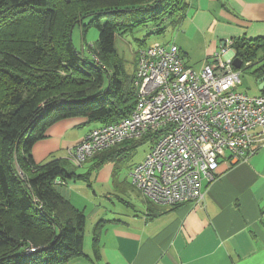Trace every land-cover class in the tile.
<instances>
[{
	"label": "trees",
	"instance_id": "trees-1",
	"mask_svg": "<svg viewBox=\"0 0 264 264\" xmlns=\"http://www.w3.org/2000/svg\"><path fill=\"white\" fill-rule=\"evenodd\" d=\"M185 9L184 0H0V264H65L84 256L86 215L62 190L88 175L69 168L78 167L71 159L38 164L32 148L61 120L102 126L131 115L136 70H123L117 36L148 25L162 33ZM76 26L99 30L87 54L73 44ZM232 49L242 68L258 64L254 75L264 77V42L233 40ZM151 140L91 159L99 167ZM97 246L96 233L95 252Z\"/></svg>",
	"mask_w": 264,
	"mask_h": 264
},
{
	"label": "crops",
	"instance_id": "crops-1",
	"mask_svg": "<svg viewBox=\"0 0 264 264\" xmlns=\"http://www.w3.org/2000/svg\"><path fill=\"white\" fill-rule=\"evenodd\" d=\"M184 1L185 12L167 20L177 19L179 45L174 44L186 65L196 45L207 58L205 67L227 42H264V0ZM255 79L260 86L262 78ZM259 90L257 96L263 95ZM99 126L82 118L55 123L32 148L34 161L42 164L54 152H67L71 159L75 146ZM70 133L79 135L70 138ZM254 149L246 161L222 160L216 179L204 181L205 199L198 204H154L133 187L131 171L145 157L123 178L116 170L100 195L96 190L89 193L85 180L69 183L62 193L84 211L86 229L84 256L65 264H264V138L257 139ZM96 164L91 159L79 167L83 172L76 171L91 182L94 170L98 183L102 166Z\"/></svg>",
	"mask_w": 264,
	"mask_h": 264
},
{
	"label": "built area",
	"instance_id": "built-area-1",
	"mask_svg": "<svg viewBox=\"0 0 264 264\" xmlns=\"http://www.w3.org/2000/svg\"><path fill=\"white\" fill-rule=\"evenodd\" d=\"M232 41L200 72L188 67L175 44L141 48L135 72L137 104L122 120L92 129L71 153L83 166L117 145L151 137L152 150L130 174L133 187L154 204L204 201V181L220 163L246 161L264 138V95L238 90ZM29 249L28 252H32Z\"/></svg>",
	"mask_w": 264,
	"mask_h": 264
},
{
	"label": "rangeland",
	"instance_id": "rangeland-1",
	"mask_svg": "<svg viewBox=\"0 0 264 264\" xmlns=\"http://www.w3.org/2000/svg\"><path fill=\"white\" fill-rule=\"evenodd\" d=\"M169 20V19H168ZM165 22V31L162 33L155 32V25H148L146 27H139L134 29L131 32L120 34L116 39V51L118 57L120 58L123 66V70L127 74H133L137 69L138 65V53L141 48H145L146 46H155L160 44H174L179 45L177 40L178 38V30L179 24H177V19ZM89 20H85V24H87ZM99 39V30L96 27H90L86 33L83 32L82 26H76L72 33L73 44L77 51L88 53L89 46L97 43ZM264 56V52H261L259 58ZM187 66L191 67L194 71L200 72L204 67L207 58L204 57L203 50L196 45L194 47V51L191 50L190 55L186 57ZM112 61V60H111ZM113 62V61H112ZM111 62V63H112ZM257 64L246 65L242 69L241 72V80L242 85L238 87V90L241 92L248 93L250 96H257L260 94L259 85L253 72L257 68ZM80 78L79 76H77ZM79 133H70L69 137H76ZM153 144L143 143L137 147V149L132 153L127 155L125 158L116 161H109L102 165V172L100 176V181L97 183L95 181L96 172H91L92 178L91 182L86 181L83 182V185L90 190L89 193L93 195V191L96 190L100 195L103 193L104 185L107 181L114 177V173L118 170L119 175L121 177H125L128 174L129 168L136 162L142 160L146 154H148L152 150ZM67 152L57 153L54 152L48 155L47 160L43 163H47L53 159H62L68 160ZM42 163V164H43ZM69 168L79 170V172H83V168H76L73 164H69ZM117 167V168H116ZM87 173V172H86ZM90 208V207H89Z\"/></svg>",
	"mask_w": 264,
	"mask_h": 264
},
{
	"label": "water",
	"instance_id": "water-1",
	"mask_svg": "<svg viewBox=\"0 0 264 264\" xmlns=\"http://www.w3.org/2000/svg\"><path fill=\"white\" fill-rule=\"evenodd\" d=\"M242 61L239 58H235L234 60V66L236 69L240 70L242 68ZM259 88L262 90L264 88V77L262 78V82L260 83Z\"/></svg>",
	"mask_w": 264,
	"mask_h": 264
}]
</instances>
